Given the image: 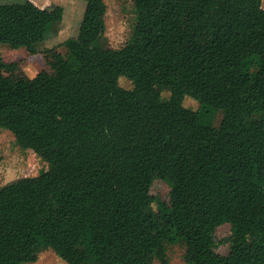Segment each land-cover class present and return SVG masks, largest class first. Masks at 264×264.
<instances>
[{
	"label": "trees",
	"instance_id": "1",
	"mask_svg": "<svg viewBox=\"0 0 264 264\" xmlns=\"http://www.w3.org/2000/svg\"><path fill=\"white\" fill-rule=\"evenodd\" d=\"M83 1L66 53L41 49L63 6L0 4V125L53 166L0 189V264L47 249L68 264H146L134 245L145 231L181 244L189 264H264L263 0H134L118 48L106 1ZM4 44L49 69L27 77ZM159 179L170 204L155 211ZM230 215L242 238L221 254L205 225Z\"/></svg>",
	"mask_w": 264,
	"mask_h": 264
},
{
	"label": "rangeland",
	"instance_id": "2",
	"mask_svg": "<svg viewBox=\"0 0 264 264\" xmlns=\"http://www.w3.org/2000/svg\"><path fill=\"white\" fill-rule=\"evenodd\" d=\"M24 0H0L3 3H17ZM40 7L61 5L64 7V18L58 34L49 38L41 49L54 48L66 53L65 40L76 37L80 23L84 15L86 3L83 0H32ZM106 12V36L110 44L118 48L130 37L134 19V0H105ZM264 7V0H263ZM3 58L7 62H17L22 72L27 77H34L39 71L49 69L42 53L31 54L25 48L13 49L8 45H2ZM119 83L125 88H132L133 83L124 76L119 78ZM165 95H168L165 93ZM167 97V96H165ZM184 105L196 110L199 102L191 96H186ZM221 118L217 114L214 122ZM44 149L20 143L16 140L12 130L0 125V189L20 179L35 178L52 169V161L49 155L43 154ZM45 152V151H44ZM170 186L164 180H156L151 192L155 197L153 207L158 210L161 202L170 204ZM51 198L48 199V202ZM241 216L230 215L226 218L213 217L205 228L213 241L217 252L227 254L229 246L235 239H241ZM134 245L146 260V264H189L184 259V247L181 244H173L154 236L150 231L138 234ZM24 264H68L58 257L53 249L41 252L36 262ZM120 264H134L129 261H121Z\"/></svg>",
	"mask_w": 264,
	"mask_h": 264
}]
</instances>
